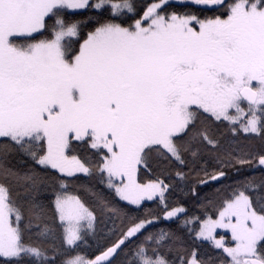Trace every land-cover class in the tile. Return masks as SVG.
I'll list each match as a JSON object with an SVG mask.
<instances>
[{"label":"snow or ice","instance_id":"snow-or-ice-1","mask_svg":"<svg viewBox=\"0 0 264 264\" xmlns=\"http://www.w3.org/2000/svg\"><path fill=\"white\" fill-rule=\"evenodd\" d=\"M0 264H264V0H0Z\"/></svg>","mask_w":264,"mask_h":264}]
</instances>
